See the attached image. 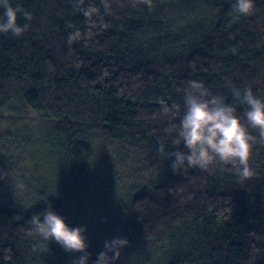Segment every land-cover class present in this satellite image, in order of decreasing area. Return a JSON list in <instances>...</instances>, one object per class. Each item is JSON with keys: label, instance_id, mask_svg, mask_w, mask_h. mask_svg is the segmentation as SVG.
Returning a JSON list of instances; mask_svg holds the SVG:
<instances>
[{"label": "trees", "instance_id": "trees-1", "mask_svg": "<svg viewBox=\"0 0 264 264\" xmlns=\"http://www.w3.org/2000/svg\"><path fill=\"white\" fill-rule=\"evenodd\" d=\"M233 2L14 0L32 18H20L27 27L19 37L0 34V264H69L80 255L42 240L30 218L53 206L87 236L110 183L124 186L120 168L135 175L127 160L147 175L123 187L112 211L130 242L121 263L264 264V144L254 148L247 179L231 164L175 173L159 152L160 144L177 150L188 81L241 114L233 88L264 99V0L237 19ZM31 115L52 170L25 198L10 150L31 141ZM106 145L117 146L109 156ZM92 240L89 264L104 250Z\"/></svg>", "mask_w": 264, "mask_h": 264}, {"label": "clouds", "instance_id": "clouds-1", "mask_svg": "<svg viewBox=\"0 0 264 264\" xmlns=\"http://www.w3.org/2000/svg\"><path fill=\"white\" fill-rule=\"evenodd\" d=\"M94 8L83 10L89 16ZM233 19L249 16L255 11V0H234ZM30 20L31 13L14 0H0V34L19 37L26 29L20 18ZM79 36V32L69 35V41ZM235 102L243 106L238 113L233 104L226 103L218 95L209 92L198 80L188 81L183 90V110L173 144L177 150L166 151L160 144L159 152L171 162L175 173L186 168L208 169L216 164H231L241 179L253 174L251 167L254 148L264 144V99L255 94L251 87L233 88ZM175 110L177 105H172ZM249 129L257 133L253 136ZM183 146V150H180ZM32 230L44 241H55L69 253H79L73 264H89L91 254L85 233V226H70L66 219L51 206L41 215L30 218ZM124 237H113L104 242V250L96 256L94 264H118L123 251L129 246ZM134 264V259L130 262Z\"/></svg>", "mask_w": 264, "mask_h": 264}, {"label": "rangeland", "instance_id": "rangeland-1", "mask_svg": "<svg viewBox=\"0 0 264 264\" xmlns=\"http://www.w3.org/2000/svg\"><path fill=\"white\" fill-rule=\"evenodd\" d=\"M29 117H30L29 118V122H30L29 136H30L31 141L28 143L27 142L22 143V144L20 143V144H18V146H19L18 149H16V147L14 146L10 150L12 155H14L13 157H15V158L19 157V159H20V168H19L16 176H17V180H18L19 184L24 189L25 193H23V195L25 198L27 197V195L29 193V188H31V185H33L37 181L36 178L43 177L44 174L46 175V171L52 170L51 169L52 166H50V162H49L47 156L44 155L45 151H44L43 147L40 148L36 144V139H37L36 138V132L32 127V124L36 123L35 116L31 115ZM28 146H29V150H32L31 155L29 153H25L27 151ZM116 147L117 146H114V145H106L103 148L104 153L109 154V152L112 149H115ZM136 165H137V168L135 171V175H131V174L126 175L128 173V171L125 170L123 173L121 168H120V172L118 173L120 179L119 178L118 179L119 180L124 179V186H126L130 180H135L136 178L133 179L135 176L137 178L140 177V179H141V177L147 175V174H144L142 172L143 169L140 172H138L139 165L137 163V160H136V162H134V160L133 161H131V160L126 161V166L129 168H134V167H136ZM110 185H111L112 189L108 191L109 195H106L104 198V200L107 204H103L101 207L102 208L101 211L103 214L98 215L95 218L94 226H92L93 230H91L92 233H87V236H86L87 240H90V238H93V240H95V238L99 239L102 242L103 247H104V242L106 240H110L113 237H120V235H118V232H117V229H118L117 226L115 225V223L113 224V221H115V222H117V221H116V219L113 220L114 215H113L112 211H113L114 207L116 208L115 203H120V201H121L122 193H123L122 189L124 186L122 187L121 182H117L116 184L110 183ZM94 205L96 206V201L94 202ZM119 205L120 204H117V207H119ZM85 206L86 205H84V204H82V205L78 204V208H80L82 210H85ZM107 209H108V211H107ZM78 213H80V212H78ZM81 214H84V213H81ZM87 219L88 218H86L85 216L81 217V220L87 221ZM75 221H77V220L75 219ZM93 240H92V242H93ZM125 249L123 251V254L125 252ZM76 254H79V253H76ZM126 258H127V254L126 255L124 254V257L122 256V259L126 260ZM73 260L74 259L70 260L68 263L73 264ZM118 264H125V263H121V261H119Z\"/></svg>", "mask_w": 264, "mask_h": 264}]
</instances>
